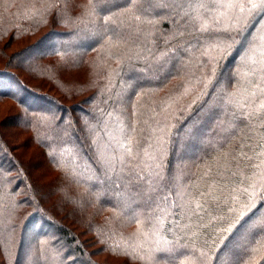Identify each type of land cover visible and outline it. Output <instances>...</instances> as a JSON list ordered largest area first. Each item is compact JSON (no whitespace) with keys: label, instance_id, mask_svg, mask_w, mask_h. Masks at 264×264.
I'll list each match as a JSON object with an SVG mask.
<instances>
[{"label":"trees","instance_id":"trees-1","mask_svg":"<svg viewBox=\"0 0 264 264\" xmlns=\"http://www.w3.org/2000/svg\"><path fill=\"white\" fill-rule=\"evenodd\" d=\"M244 6L248 7L247 0ZM229 17L221 20L219 31L201 33L192 21L177 15L168 0H0V77L9 79L0 84V100L10 99L18 107L7 127L18 131L11 133L28 134L23 143L43 150V157L31 167L43 163L46 176L50 175L44 184L39 174L25 172L28 166L5 139L7 120L3 121L0 233H25L29 223L36 222L48 226L52 237H44L43 242L41 236L33 237L40 246L35 257L32 247L21 256L16 234L8 235V246L2 249L4 264H100L91 241L83 239L77 228L100 229L105 240L112 235L106 224L96 225L93 220L86 227L84 208L79 213L84 215L83 223L77 217L72 221L78 226L62 222L63 210L50 211L54 203L64 210L71 204L76 208L82 199L97 206L95 212L114 209L122 221L130 220L142 231L155 233L153 224L162 228L155 234L161 247L167 251L178 247L181 252L172 251L170 261L164 256L156 261L155 254L151 264H195L196 259L198 264H264V120L249 115L251 107L231 103L226 117L218 109V116L205 125L190 157L170 151L176 136L194 132L190 121L214 96L224 102L233 94L240 97L246 52L235 61L240 33L223 29L237 17L245 27L254 16L241 14L237 5ZM259 26L250 40L261 34L264 27ZM210 43L219 47L213 50L207 46ZM11 47L15 50L10 55ZM68 71L77 75L75 85L64 87L62 77ZM79 74L83 79L78 82ZM224 79L228 82L220 92L216 87ZM162 101H170L176 109L167 134L169 145L162 149L166 157L157 166V177L150 179L157 186L152 201L158 204L150 209L149 224L142 214H126L117 203L128 196L124 187L136 186L140 174L148 178L146 173L137 159L128 161L114 149L108 154L102 140L114 141L119 134L123 136L119 148L125 154L130 155L127 148L132 152L136 145L142 150L140 136L149 128L145 122L162 111ZM121 160L129 163L126 169ZM182 166L188 167L190 176L186 192H194L186 196L191 198L186 199L189 210L184 205L186 192L169 188L173 169L168 174V168ZM161 174L164 178L158 181ZM202 181L209 187L200 188ZM43 200L49 202L47 207ZM252 215L254 221L243 229L249 227L254 233L237 237L236 228ZM118 242L112 240L116 247ZM233 247L237 252L232 258Z\"/></svg>","mask_w":264,"mask_h":264},{"label":"rangeland","instance_id":"rangeland-1","mask_svg":"<svg viewBox=\"0 0 264 264\" xmlns=\"http://www.w3.org/2000/svg\"><path fill=\"white\" fill-rule=\"evenodd\" d=\"M234 9H232V10L234 11ZM263 27H264V23L261 24V28H263ZM261 33H264V28L261 31ZM249 40H250V38H249ZM217 41H219V40H217ZM220 41H221V39H220ZM239 41H240V39L238 40V43H239ZM250 41H252V39ZM207 46L212 47L213 50L217 48L215 46V44H213V43H210ZM14 50H15L14 47L8 48L7 53L10 54ZM245 52H246L245 50H241V48H240V50L238 51V54H237V59H235V61L237 60V62H238L239 58L242 55H244ZM172 64H173V66L175 65L173 62L171 63V65ZM0 67H2V64H0ZM61 67H66V66L61 65ZM227 72L230 73L231 72L230 69H228ZM74 73L75 72H73V71H68V72H66V76L63 75L62 78L64 80H66V82L63 83L64 87H71L72 84L75 85L74 80H75L77 75L75 76ZM82 79H83V77L79 74L78 75V82ZM8 81H9L8 78H4V77L1 78L0 77V84H3V82L8 83ZM227 82H228L227 79L221 80L220 83L218 84V86L216 87V89L221 92L222 88L225 87ZM164 91H162V92L164 93ZM219 91H217V92H219ZM213 100H214L213 102L211 101V102L207 103L206 107L203 108L197 114L198 117L194 122L190 121L189 124L192 125L193 127H195L194 132H192L190 130H186L183 133L184 136H182L181 138L179 136H176V138L174 140V144H172V146H170V149H171L170 151H173L172 149H175L176 152H179V153L184 152V156L190 157L189 151L193 148L196 141L201 137V133L203 132L205 125L216 116L217 110L218 109L221 110L218 114L222 118L226 117V114H227V112H226L227 107L226 106H228V104H231V103H229V100L224 102L222 97L221 96L219 97V95L214 96ZM169 102L170 101H162V103L159 107L160 108L159 110H162V111H160V113H158L155 117L154 116L149 117L150 114L147 115L146 118L149 117L150 119H149V121L145 122L146 125L149 127L148 130H146V135L140 136L141 133L139 132V136L142 138L141 141L142 140L144 141V145H143L144 148L142 150H138L139 148L136 145L134 147V149H132V152L130 153V155H128V153L125 154L119 148L118 142L120 143L119 140L123 139V136L122 135L119 136V134H118V137L114 141L109 140V139H112V137H108L109 139L105 138L102 140L103 145L105 146L106 152L108 154L110 152L113 153V151L115 150V152H117L118 156L120 155L119 157L126 155L128 161H129V159H131V161H135L134 159H137L136 161L138 163V167L141 168L144 175L146 173L148 178H145V176L140 174L139 175L140 181L136 182L137 183L136 186L132 183L129 187L128 186L124 187V189L127 190V192H128V196L121 197L120 202H117V203L121 204L120 207L122 208L124 213L130 214V215L131 214H142V216H144L148 220L149 224L151 223L149 220L152 218V217H150V214H151L150 209L151 210L154 209L155 206L158 204L157 201H152V200H154L153 195L156 194L152 191H153V189H156L157 186H156V184L153 185V183H150V179H155L157 177V174H159V171H160V169H158L157 166L160 165L159 163H160L161 158L166 157L165 152L163 151V153H162V149L164 150V147L167 143L169 145V141L167 140V134L171 128V120H170L171 114L174 113V110L176 109L175 104L173 106V104L169 103ZM17 108L18 107L15 105V103L10 99L0 100V131L1 132L4 130V128H2V126H1V123H3V121L7 120L6 127L8 125H10L11 121H12L11 116L16 113ZM222 111H223V113H222ZM121 114H122V116L125 115L124 108L122 109ZM218 114H217V116H218ZM221 127L222 126H220V128L217 129L216 132L220 131ZM6 129L8 131L6 132L7 134L5 133V135H6L5 139L9 142L10 146L12 147V149H11L12 152L18 153L20 155V158H21V161L23 162V164L28 166L25 168L28 171L25 170V172L29 176L31 173H33L34 176H37V174H39L40 178H42L41 180H43L42 182L45 184L48 181V179L50 178V175L46 176V173L44 172V167H43L44 164L42 163V164H40V166H37L34 169L31 167V164L34 161L43 157V150H41L37 147H29L26 145V143H23V142L27 141V137H28L27 135L28 134L11 133L13 131H17L16 128H14V126L7 127ZM188 132L190 134H188ZM17 133H18V131H17ZM211 137H214V134ZM104 140H106V141H104ZM179 140H180V142H179ZM141 141L138 140L137 144L140 145ZM108 149H114V150L109 151ZM155 158L156 159L158 158L159 160L158 159L156 160ZM171 161H172L171 162L172 166H176L175 161H173V158ZM120 163H121L120 165H122V166L124 165V169H126V167L129 166V163L127 161L124 162L123 160H121ZM188 167L182 166V167H172V168L169 167L168 168V170H169L168 174H171L170 169H173L172 170L173 175H172L171 179L169 180L170 181L169 188H173L178 192H183V194L187 191V189H186L187 180H189V177H190V176H188V171L186 170ZM174 174H176V177ZM162 177L164 178L163 174H161V176L158 177V181H160L162 179ZM252 178L254 179L255 177H252ZM201 184L202 185H200V188L209 187L207 185L203 186L204 182ZM45 187L48 188L49 187L48 184ZM211 188H213V187H211ZM45 191L49 192L50 190H45ZM217 191H218V189H217ZM217 191H215V192H217ZM187 194H188V196H193L194 192L193 193L186 192L184 194V198H185L184 205H185L186 210L189 208V204H188L187 200L191 199V198H188V199L186 198ZM42 197H44V196H42ZM234 197H236V196H234ZM134 199L135 200L138 199L139 200L138 203H132L134 201ZM213 199L215 200V198H213ZM233 199H235V198H233ZM50 201H52L50 204V205H52L54 203V201H56V196L51 198ZM77 202H78V205L76 206V208L73 207V204H71L70 206L68 205L67 207H65V210H64V209H60L61 207L59 205H61V204L58 205V203H54L53 204V206L55 205L54 208L52 206V207H50L52 209H50V208L49 209H50V211H54L55 213H57L56 211L63 210L61 212L64 213L63 216L66 218V220H64L62 222L66 225L71 224L73 226H78L77 224H75L72 221H74V219L76 217H77L78 221H80V223L83 221L82 219H84V215L83 216L79 215L80 211H82L83 208L85 209V214L87 217L86 218L87 220H85V222H84V225H86V227H90L88 225L93 224L92 223L93 220H95L94 224H96V225L102 226L103 224H106L105 229L108 230V233H112V235L109 234L108 237L111 238L113 236V238H111L112 240L113 239H119L117 247L112 243V240H110L108 237L105 238V240H104L103 237L105 234L102 231H100V229L98 230L97 228H95V229L93 228V230H91V231H88V230L85 231V227L82 228V227L78 226V228H77L78 232L79 231L82 232L81 237L83 239L87 240L89 238V242L91 241L92 244H90L91 245L90 248L95 249V251H96V255H95L96 257L95 258L97 260H99L100 264H151L152 260L155 258V254H156V261L157 260L159 261L160 260L159 257H161V256H164L165 258H167L168 261H170L171 258L173 257L170 254V253H172V251L176 252V253L181 252V250L179 251L178 247H174V249H171L170 251H167V250L163 249V247H161L160 238L157 239V236L155 234L157 232H159V231H157L158 228L161 230H162V228L158 227L156 224H153V226H155V233L152 231H151V233H148L144 230L142 231L140 229L139 225H135L134 223H131L130 220L122 221L120 214L115 212V210L112 208H110V209L100 208V209H98V211L95 212L97 206H89L88 203H86L83 199L81 201L79 200ZM42 203H43V205H45V207H47L49 202L46 203L45 200H43ZM42 208H43V206H42ZM172 208L174 209L175 206L172 205L170 210H172ZM72 210H73V212H71V213H72L73 217L70 215V211H72ZM171 212H173V210ZM58 215L60 216L62 214L58 213ZM107 215L109 217L106 218ZM168 216L172 217L173 214L168 215ZM34 219H36V218H34ZM253 221H254V217L252 215L249 217V219L246 221L245 224H243L239 228H236V236L237 237L242 236L244 232L249 233V234L254 233L253 230H250L249 227H247L245 229L246 231H244V229H243L247 224H249ZM70 222H72V223H70ZM49 233H50V230H49L48 226L44 225L43 223L38 224L36 222L35 223H33V222L29 223L28 230L25 233H17V232L16 233L15 232H13V233H0V264H4V251H2V249L3 248L6 249L8 246L6 243V237L8 235H15L16 234V236H17L16 251L17 252L20 251L21 256H26L28 254V251H29L28 248L31 249V247H32L33 248V251H32L33 256L38 257V254H40L38 248H40V246L37 245V247H36V241H35L36 238H33V237L41 236L39 238L42 239L41 241L43 242L44 237L45 238L50 237L52 239V237ZM153 233H154V235H152ZM168 233H170V231H168ZM118 234L120 235V237ZM1 237H2V240H1ZM101 237H102V239H101ZM152 237H153V241L151 240ZM246 238H247V236L245 237V240H246ZM140 245H143V250H141ZM229 248H230V246H229ZM236 252H237L236 247L234 249L231 248V257L232 258L234 257ZM43 253L47 254V251H44ZM195 264H198L197 259L195 260Z\"/></svg>","mask_w":264,"mask_h":264},{"label":"snow or ice","instance_id":"snow-or-ice-1","mask_svg":"<svg viewBox=\"0 0 264 264\" xmlns=\"http://www.w3.org/2000/svg\"><path fill=\"white\" fill-rule=\"evenodd\" d=\"M168 3L176 9L177 15L192 21L195 30L201 33L219 31L218 25L221 20L226 17L231 19L229 12L237 5L241 14L254 16L251 23L245 27H241L240 18L237 17L229 27L223 29L226 32L230 30L239 32L240 48L246 50L244 62L247 68L241 73L244 86L240 97L233 94L229 103L251 107L252 112L249 115L264 120V33L254 41L249 40L257 27L264 23V0H247L248 7L244 6V0H168ZM230 46L225 45L222 51H226ZM127 151L131 153V148H127ZM255 195L256 193H253V196ZM196 207L199 208L200 205L197 204Z\"/></svg>","mask_w":264,"mask_h":264}]
</instances>
